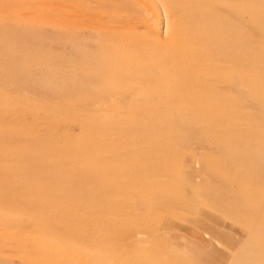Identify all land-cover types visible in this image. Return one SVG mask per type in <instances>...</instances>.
<instances>
[{
    "label": "rangeland",
    "instance_id": "1",
    "mask_svg": "<svg viewBox=\"0 0 264 264\" xmlns=\"http://www.w3.org/2000/svg\"><path fill=\"white\" fill-rule=\"evenodd\" d=\"M0 264H264V0H0Z\"/></svg>",
    "mask_w": 264,
    "mask_h": 264
},
{
    "label": "bare ground",
    "instance_id": "2",
    "mask_svg": "<svg viewBox=\"0 0 264 264\" xmlns=\"http://www.w3.org/2000/svg\"><path fill=\"white\" fill-rule=\"evenodd\" d=\"M160 27V26H159Z\"/></svg>",
    "mask_w": 264,
    "mask_h": 264
}]
</instances>
